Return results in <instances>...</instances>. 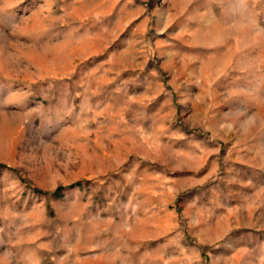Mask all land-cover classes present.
<instances>
[{
  "label": "rangeland",
  "instance_id": "1",
  "mask_svg": "<svg viewBox=\"0 0 264 264\" xmlns=\"http://www.w3.org/2000/svg\"><path fill=\"white\" fill-rule=\"evenodd\" d=\"M0 264H264V0H0Z\"/></svg>",
  "mask_w": 264,
  "mask_h": 264
},
{
  "label": "trees",
  "instance_id": "2",
  "mask_svg": "<svg viewBox=\"0 0 264 264\" xmlns=\"http://www.w3.org/2000/svg\"><path fill=\"white\" fill-rule=\"evenodd\" d=\"M77 185H80V182H78V183H74V184H72L70 187H75V186H77ZM63 189H64L63 187H59V188H57L56 191L52 192V195H54V196H60V195H62V194H61V191H62Z\"/></svg>",
  "mask_w": 264,
  "mask_h": 264
}]
</instances>
